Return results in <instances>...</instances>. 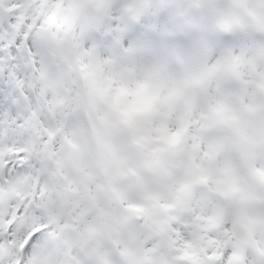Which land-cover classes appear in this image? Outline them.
I'll use <instances>...</instances> for the list:
<instances>
[{
	"label": "snow or ice",
	"instance_id": "1",
	"mask_svg": "<svg viewBox=\"0 0 264 264\" xmlns=\"http://www.w3.org/2000/svg\"><path fill=\"white\" fill-rule=\"evenodd\" d=\"M0 264H264V0H0Z\"/></svg>",
	"mask_w": 264,
	"mask_h": 264
}]
</instances>
